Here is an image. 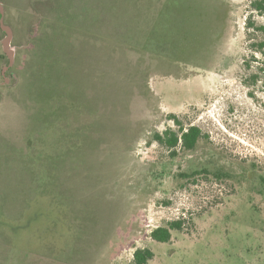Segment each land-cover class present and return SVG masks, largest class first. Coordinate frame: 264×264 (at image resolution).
Returning a JSON list of instances; mask_svg holds the SVG:
<instances>
[{
	"label": "rangeland",
	"instance_id": "374dc122",
	"mask_svg": "<svg viewBox=\"0 0 264 264\" xmlns=\"http://www.w3.org/2000/svg\"><path fill=\"white\" fill-rule=\"evenodd\" d=\"M255 1L0 0V264H264Z\"/></svg>",
	"mask_w": 264,
	"mask_h": 264
},
{
	"label": "trees",
	"instance_id": "16d2710c",
	"mask_svg": "<svg viewBox=\"0 0 264 264\" xmlns=\"http://www.w3.org/2000/svg\"><path fill=\"white\" fill-rule=\"evenodd\" d=\"M253 6L261 10V14L264 18V0H257L253 2ZM63 8V7H62ZM61 8V9H62ZM59 7H53V12L56 14L61 10ZM264 33V20L262 25L258 27ZM39 40V39H37ZM48 40V39H47ZM46 40V41H47ZM258 50L264 51V39L257 43ZM59 84V83H58ZM56 84V85H58ZM170 118L178 125L177 130L165 129L161 133H156L153 135V138L165 146L172 154H174L175 149L177 147L183 148L186 150L192 149L199 138L202 136L201 130L196 125H189L184 128L182 123L177 120L175 115H169ZM181 220H174L167 222L164 226H157L152 229L150 232V236L156 240L157 242H167L171 238V229H180L181 228ZM154 253L151 249L146 247H138L133 252L132 261L130 264H147L148 260L153 257Z\"/></svg>",
	"mask_w": 264,
	"mask_h": 264
},
{
	"label": "water",
	"instance_id": "95a60500",
	"mask_svg": "<svg viewBox=\"0 0 264 264\" xmlns=\"http://www.w3.org/2000/svg\"><path fill=\"white\" fill-rule=\"evenodd\" d=\"M3 16V5L0 3V28L4 32V36L1 39V46L5 56L8 59L7 64L2 68V74H4V71L11 67L14 62V50L11 45L12 29L9 25L4 23Z\"/></svg>",
	"mask_w": 264,
	"mask_h": 264
},
{
	"label": "flooded vegetation",
	"instance_id": "af4514ba",
	"mask_svg": "<svg viewBox=\"0 0 264 264\" xmlns=\"http://www.w3.org/2000/svg\"><path fill=\"white\" fill-rule=\"evenodd\" d=\"M9 69V68H8Z\"/></svg>",
	"mask_w": 264,
	"mask_h": 264
}]
</instances>
